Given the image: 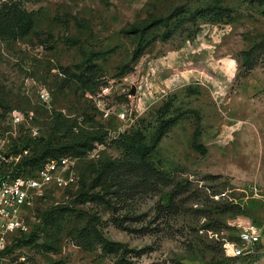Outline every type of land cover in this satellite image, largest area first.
Masks as SVG:
<instances>
[{
    "label": "rangeland",
    "instance_id": "obj_1",
    "mask_svg": "<svg viewBox=\"0 0 264 264\" xmlns=\"http://www.w3.org/2000/svg\"><path fill=\"white\" fill-rule=\"evenodd\" d=\"M0 139L55 165L0 264H264V0H0Z\"/></svg>",
    "mask_w": 264,
    "mask_h": 264
},
{
    "label": "built area",
    "instance_id": "obj_2",
    "mask_svg": "<svg viewBox=\"0 0 264 264\" xmlns=\"http://www.w3.org/2000/svg\"><path fill=\"white\" fill-rule=\"evenodd\" d=\"M14 121L19 118L14 116ZM1 144V139H0ZM4 158L0 154V167ZM55 165L47 163L35 176L21 175L11 177L0 174V259L8 247L9 238L27 230L24 223L26 209L30 207L42 188L53 181ZM254 200L264 202V185H253L249 189ZM217 198V197H216ZM235 240L221 239L222 251L226 258L251 256L263 238L264 226L244 225Z\"/></svg>",
    "mask_w": 264,
    "mask_h": 264
},
{
    "label": "trees",
    "instance_id": "obj_3",
    "mask_svg": "<svg viewBox=\"0 0 264 264\" xmlns=\"http://www.w3.org/2000/svg\"><path fill=\"white\" fill-rule=\"evenodd\" d=\"M259 47H260V46H255V47H253L252 50H251V52H254V51L258 50ZM243 55L246 56V55H248V54H245V53H244ZM114 166H115V163H112V165H111L109 168H112V167H114Z\"/></svg>",
    "mask_w": 264,
    "mask_h": 264
},
{
    "label": "water",
    "instance_id": "obj_4",
    "mask_svg": "<svg viewBox=\"0 0 264 264\" xmlns=\"http://www.w3.org/2000/svg\"><path fill=\"white\" fill-rule=\"evenodd\" d=\"M131 93L134 94V89H132Z\"/></svg>",
    "mask_w": 264,
    "mask_h": 264
},
{
    "label": "crops",
    "instance_id": "obj_5",
    "mask_svg": "<svg viewBox=\"0 0 264 264\" xmlns=\"http://www.w3.org/2000/svg\"><path fill=\"white\" fill-rule=\"evenodd\" d=\"M240 226H241V225H240ZM193 264H199V263L195 262V263H193Z\"/></svg>",
    "mask_w": 264,
    "mask_h": 264
}]
</instances>
